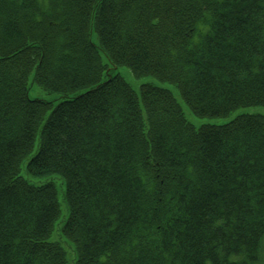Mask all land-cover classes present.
I'll return each instance as SVG.
<instances>
[{"label":"trees","instance_id":"trees-1","mask_svg":"<svg viewBox=\"0 0 264 264\" xmlns=\"http://www.w3.org/2000/svg\"><path fill=\"white\" fill-rule=\"evenodd\" d=\"M122 66L264 106V0H0V264H264V114Z\"/></svg>","mask_w":264,"mask_h":264},{"label":"rangeland","instance_id":"rangeland-1","mask_svg":"<svg viewBox=\"0 0 264 264\" xmlns=\"http://www.w3.org/2000/svg\"><path fill=\"white\" fill-rule=\"evenodd\" d=\"M117 71L125 79V81H127L134 89H136L137 92L139 89V85L142 82H152V83H155L157 85H161V86H164V87L171 89V91L173 92L174 96L176 97L178 103L180 104V106L182 108L184 117L188 121H190L194 126H199V125L204 124V123H212V124L224 123V122L230 120L231 117H233L234 115H236L239 112H258V113L264 114V106H250L247 108H237V109L233 110L232 112H230L226 116H203V117L197 116L185 104V102L183 101V99L181 98V96L179 94L178 89L173 84H170L168 82H160L151 76L135 77V76H133L131 71L125 66L119 67ZM55 95H56L55 93H48V92L44 91L41 87H39L35 83H29L28 97L31 99H33V98L52 99ZM54 102H56V101H54ZM45 179H48V178H45ZM32 180H37V179L33 178ZM55 182L57 185V198H58V202H59L60 210H61V216H60L61 220H59L57 222L56 226L54 227V231L51 235L52 239H56V238L61 237L58 229H59V226H60L63 218H65V216L67 215V208H66V205H65V202L63 199L62 181L57 178L55 180ZM262 244L264 245V238L262 240ZM70 250L71 249L68 247V251L70 252V257L68 259V262H69V264H73V260H75V256H74V253L71 252Z\"/></svg>","mask_w":264,"mask_h":264}]
</instances>
